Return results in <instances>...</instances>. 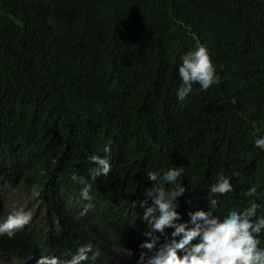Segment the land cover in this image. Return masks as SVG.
<instances>
[{"label": "trees", "instance_id": "trees-1", "mask_svg": "<svg viewBox=\"0 0 264 264\" xmlns=\"http://www.w3.org/2000/svg\"><path fill=\"white\" fill-rule=\"evenodd\" d=\"M197 39L221 82L194 85L181 104L177 68ZM253 123L264 124V0H0V162L50 167L51 190L72 173L87 178V157L111 141L113 170L93 193L138 199L147 170L174 164L185 171L182 215L207 207L203 188L220 172L243 176L224 207L243 206L247 187L264 188ZM103 234L33 248L24 232L2 239L0 253L68 255L91 242L105 252L100 264H134Z\"/></svg>", "mask_w": 264, "mask_h": 264}, {"label": "clouds", "instance_id": "clouds-1", "mask_svg": "<svg viewBox=\"0 0 264 264\" xmlns=\"http://www.w3.org/2000/svg\"><path fill=\"white\" fill-rule=\"evenodd\" d=\"M177 71L181 82L176 99L181 104L196 91L194 85L207 92L221 82L209 46L198 39L181 54ZM251 143L257 156L264 155V124L253 123ZM101 151L103 155L87 157L94 165L87 178L72 173L70 181L54 190L50 188L58 179L50 167L31 169L23 160L6 166L0 162V239L29 232L33 248L51 240L68 246L73 237L101 227L104 236L120 244L119 255L135 257L134 264H264V188L251 184L244 190L243 206L225 208V199L235 191L233 179L238 184L244 179L240 173L220 172L203 188L207 207L194 206L186 217L178 210L186 192L180 182L185 171L174 164L162 172L147 170L138 199L127 193L107 198L100 190L93 193L92 184L113 170L112 142ZM15 193L24 200L15 203ZM36 203L39 212L33 213L30 209ZM0 255L7 264H100L105 252L85 242L68 255L47 251H34L29 258Z\"/></svg>", "mask_w": 264, "mask_h": 264}, {"label": "rangeland", "instance_id": "rangeland-1", "mask_svg": "<svg viewBox=\"0 0 264 264\" xmlns=\"http://www.w3.org/2000/svg\"><path fill=\"white\" fill-rule=\"evenodd\" d=\"M20 200H21V199H20V194H19V193H15V194L13 195V201H14L15 203H18V202H21ZM36 204H37V203H36ZM0 264H7V262L5 261L4 257L1 256V255H0Z\"/></svg>", "mask_w": 264, "mask_h": 264}, {"label": "bare ground", "instance_id": "bare-ground-1", "mask_svg": "<svg viewBox=\"0 0 264 264\" xmlns=\"http://www.w3.org/2000/svg\"><path fill=\"white\" fill-rule=\"evenodd\" d=\"M22 200H24L23 198H21ZM36 208H31L30 210H33V213H37V212H39V210H38V207H37V204H36V206H35ZM0 243H2L3 244V241L0 239Z\"/></svg>", "mask_w": 264, "mask_h": 264}]
</instances>
